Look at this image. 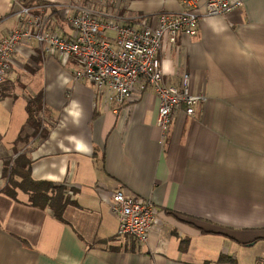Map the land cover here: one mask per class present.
Segmentation results:
<instances>
[{"label":"crops","instance_id":"crops-1","mask_svg":"<svg viewBox=\"0 0 264 264\" xmlns=\"http://www.w3.org/2000/svg\"><path fill=\"white\" fill-rule=\"evenodd\" d=\"M70 1L119 24L147 17L154 26L156 15L184 9L179 0H0V40L19 27L22 7ZM241 1L227 16L204 15L196 36L165 38L164 83L188 74L192 94L205 95L195 116L175 113L166 139L143 80L125 112L74 80V62L62 66L34 41L19 46L0 83V264H264V0ZM39 95L43 127L18 141ZM23 154L34 180L66 186L64 221L22 191L5 193V164ZM124 187L159 208L147 242L119 234L106 198Z\"/></svg>","mask_w":264,"mask_h":264},{"label":"built area","instance_id":"built-area-1","mask_svg":"<svg viewBox=\"0 0 264 264\" xmlns=\"http://www.w3.org/2000/svg\"><path fill=\"white\" fill-rule=\"evenodd\" d=\"M179 2L183 11L156 15L154 26L147 17L137 24H119L112 16L104 21L106 17L80 1L56 8L45 4L38 13L22 7L19 27L0 40V83L12 72L19 46L34 41L48 58L57 59L62 66L74 62V80L89 82L103 96L104 103L125 112L141 95L136 88L138 83L146 82V88L153 89L158 96L157 125L166 139L175 113L184 109L187 116H195V108L205 100V95L192 94L188 74L183 76L180 86L164 83L159 52L165 38L174 44L180 34L196 36L204 15L227 16L243 8L241 0ZM202 8L205 13L200 11ZM54 15H60L70 27L69 35L54 30ZM109 32L115 36H109ZM107 197L110 211L119 221V234L147 242L159 214L156 204L124 188L108 192Z\"/></svg>","mask_w":264,"mask_h":264},{"label":"trees","instance_id":"trees-1","mask_svg":"<svg viewBox=\"0 0 264 264\" xmlns=\"http://www.w3.org/2000/svg\"><path fill=\"white\" fill-rule=\"evenodd\" d=\"M42 104L41 95L35 97L28 103L27 123L21 130L18 141L26 143L41 131L43 127L40 116L43 108ZM31 168L32 161L27 154L17 157L13 164H11V160H8L5 164L7 178L5 193L11 198L16 199L18 192L22 191L29 196L31 205L41 209L49 208L58 220L64 221V211L70 204V200L66 195V186L49 181L34 180Z\"/></svg>","mask_w":264,"mask_h":264},{"label":"bare ground","instance_id":"bare-ground-1","mask_svg":"<svg viewBox=\"0 0 264 264\" xmlns=\"http://www.w3.org/2000/svg\"><path fill=\"white\" fill-rule=\"evenodd\" d=\"M125 188V187H124ZM126 189V188H125ZM128 190V189H127ZM137 195V194H136ZM139 196V195H138Z\"/></svg>","mask_w":264,"mask_h":264},{"label":"rangeland","instance_id":"rangeland-1","mask_svg":"<svg viewBox=\"0 0 264 264\" xmlns=\"http://www.w3.org/2000/svg\"><path fill=\"white\" fill-rule=\"evenodd\" d=\"M111 35H113V34H111Z\"/></svg>","mask_w":264,"mask_h":264}]
</instances>
